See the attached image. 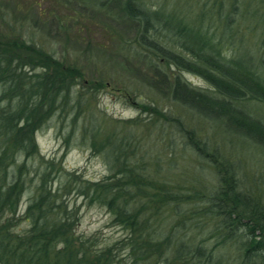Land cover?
<instances>
[{
	"label": "trees",
	"instance_id": "trees-1",
	"mask_svg": "<svg viewBox=\"0 0 264 264\" xmlns=\"http://www.w3.org/2000/svg\"><path fill=\"white\" fill-rule=\"evenodd\" d=\"M206 2L193 14L146 0L83 4L112 6L135 24V51L146 58L151 77L162 74L173 101L220 118L264 147V120L248 104L253 99L264 103V59L224 47L242 8L244 19L264 22V0ZM49 13L63 28L61 16ZM19 25L0 31V264H264V208L242 189L231 161L211 160L216 184L200 195L195 190L197 199L148 178L146 152L136 153L132 131L117 129V124L101 131L93 110L77 121L88 102L86 93L91 95L89 88L99 82H83L76 60L57 58L26 38ZM184 73L202 78L207 86L192 84ZM143 102L139 106L147 108ZM61 111L71 115L63 133L65 150L76 139L88 145L103 156L107 173L90 179L52 158L41 159V167L34 169V192L19 212L25 184L33 179L26 159L38 152L34 132ZM184 143L204 152L190 133ZM60 173L63 181L52 187ZM71 189L87 202L104 205L124 234L99 244L95 234L76 233V215L65 198ZM21 220L27 225L16 228Z\"/></svg>",
	"mask_w": 264,
	"mask_h": 264
},
{
	"label": "rangeland",
	"instance_id": "rangeland-1",
	"mask_svg": "<svg viewBox=\"0 0 264 264\" xmlns=\"http://www.w3.org/2000/svg\"><path fill=\"white\" fill-rule=\"evenodd\" d=\"M83 1L0 0V31L10 32L11 24H23L26 38L34 40L65 62L76 60L83 74V82L92 79L98 81L99 84L89 88L91 95L86 93L88 102H83L84 112L77 121L85 119V113L93 110L94 113L98 111V118L95 116L94 121L100 122L101 131L108 130L114 124H117V129L128 128L132 131L131 141L139 145L136 153L146 152L143 160L148 178L166 181L183 195L197 199L195 190L200 195L216 184L211 160L220 164L226 159L232 162L242 189L264 208V147L229 127L220 118L203 116L173 101L161 79L162 74L151 77L146 58L135 51L132 40L135 24L112 6L100 9L93 5L86 7ZM146 1L151 6L161 5L166 9L174 8L178 12L193 14L202 2L207 1L208 6L211 0ZM253 3L250 2V5ZM50 10H55L61 16L63 28L58 27ZM241 12H244L243 8L233 23L231 41L228 40L224 47L230 51L245 49L264 59V22L262 19L256 23L244 19ZM183 75L194 85L207 86L196 75ZM154 79H158V85ZM141 101L147 103L145 105L148 107L139 106ZM248 104L252 114L264 120V103L253 99ZM68 115L65 116L63 111L57 112L34 132L38 152L26 159L28 175L33 179L25 184L19 212L23 211L34 192V169L36 171L41 167V159L52 158L65 169L90 179L101 178L107 173L103 156L92 152L88 145L76 139L65 150L63 133L70 126L71 115ZM187 133L203 144V155L192 149L190 143H184ZM63 177V173H60L52 187L62 182ZM65 196L76 215V233L95 234L100 239L99 244L110 243L124 234V230L112 222L111 214L104 205L87 202L72 189ZM168 214L162 212L161 215ZM26 225L27 222L21 220L16 228ZM201 228L205 231L206 226Z\"/></svg>",
	"mask_w": 264,
	"mask_h": 264
}]
</instances>
